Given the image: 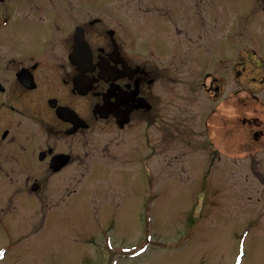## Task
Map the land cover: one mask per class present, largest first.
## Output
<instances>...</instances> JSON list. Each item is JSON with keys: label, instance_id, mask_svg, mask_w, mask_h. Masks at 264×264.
I'll use <instances>...</instances> for the list:
<instances>
[{"label": "rangeland", "instance_id": "1", "mask_svg": "<svg viewBox=\"0 0 264 264\" xmlns=\"http://www.w3.org/2000/svg\"><path fill=\"white\" fill-rule=\"evenodd\" d=\"M85 2L127 14L129 32L141 20L143 59L172 71L173 106L110 130L99 141L112 139L109 154L96 146L76 179L72 168L51 177L46 200L0 169V264H264V181L253 175L264 155H246L251 129L238 119L260 117L264 83L235 78L264 68V0ZM211 70L217 100L201 87Z\"/></svg>", "mask_w": 264, "mask_h": 264}, {"label": "flooded vegetation", "instance_id": "2", "mask_svg": "<svg viewBox=\"0 0 264 264\" xmlns=\"http://www.w3.org/2000/svg\"><path fill=\"white\" fill-rule=\"evenodd\" d=\"M48 1L0 0V169L23 182L27 197L43 200L51 177L72 168L76 179L96 146L109 154L112 139L99 141L110 130L154 123L172 107L174 82L171 70L143 59L141 20L129 32L127 14L100 15L86 0ZM217 71L201 80L215 100L223 82ZM252 76L237 68L235 78L261 85L264 68ZM263 112L238 118L251 129L246 155H264ZM256 174L264 181V171Z\"/></svg>", "mask_w": 264, "mask_h": 264}]
</instances>
